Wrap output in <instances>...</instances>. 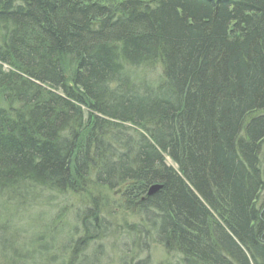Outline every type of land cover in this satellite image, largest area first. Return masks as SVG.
I'll list each match as a JSON object with an SVG mask.
<instances>
[{
  "label": "trees",
  "instance_id": "obj_1",
  "mask_svg": "<svg viewBox=\"0 0 264 264\" xmlns=\"http://www.w3.org/2000/svg\"><path fill=\"white\" fill-rule=\"evenodd\" d=\"M36 188L79 199L67 264L117 229L172 264H264V0H0V264Z\"/></svg>",
  "mask_w": 264,
  "mask_h": 264
},
{
  "label": "rangeland",
  "instance_id": "obj_2",
  "mask_svg": "<svg viewBox=\"0 0 264 264\" xmlns=\"http://www.w3.org/2000/svg\"><path fill=\"white\" fill-rule=\"evenodd\" d=\"M157 67L156 69H159ZM32 191L33 193H38V195L34 196L36 198L31 204H25L26 207L24 206L22 208L14 203H12L13 205H10L13 238L15 241L14 252L15 256H18L15 258V263L22 264L19 262L20 260L28 264H67V258L71 254L69 253V250L72 251L71 248L73 245L66 242V247L63 249L62 244L66 239V231L73 228L72 223L74 222V219L71 217V210L77 208L79 199H76V197H68L69 199H66L65 197L63 198L64 195L62 196L56 191L50 192L45 189L40 190L39 188H36ZM106 193L109 194L110 198L112 197L107 200L110 209L113 207L117 210L113 211L118 214L115 225L120 227L119 225L122 224L123 218H125L126 221L131 220L134 222L140 220L138 216L130 215L128 212H122L120 207L114 206L115 204L112 203V199L116 197H114V193L111 190H107ZM62 213H65V218L57 219L55 217L57 214ZM70 217V223L64 221ZM55 218L58 221L57 223L55 222ZM118 230L119 229H117L115 233L117 238L110 236L108 239H98L93 241L94 244H91L88 247L86 252L89 251V253H91L94 246H98V244L103 245L102 248L104 249V254L99 256L95 255V260H92L93 264H121L123 259L130 260L133 253L139 254L140 258H149V264H172L175 261L174 258L167 254L164 247L157 244L153 235L146 236L143 239L141 238L143 242L141 248L136 246L137 241L135 239H138V236L134 239V243L131 242L128 245V242L131 241L132 237H129ZM144 242L147 244L145 245ZM121 244L124 245L126 249L129 248V246L132 247L135 252H131L130 255L129 251L122 249ZM82 252L84 254V251ZM22 254H24L23 258H19V255ZM52 257L54 261L51 260ZM5 259V257H1L0 262L7 261V259ZM82 263L83 262H81V264ZM73 264H78V262L75 261Z\"/></svg>",
  "mask_w": 264,
  "mask_h": 264
},
{
  "label": "water",
  "instance_id": "obj_3",
  "mask_svg": "<svg viewBox=\"0 0 264 264\" xmlns=\"http://www.w3.org/2000/svg\"><path fill=\"white\" fill-rule=\"evenodd\" d=\"M160 187H161V185H159V184H152V185H150V187L148 189V195L157 192V190H159Z\"/></svg>",
  "mask_w": 264,
  "mask_h": 264
}]
</instances>
